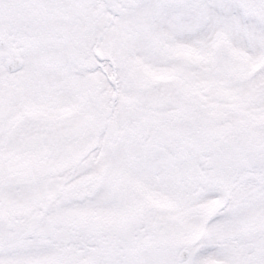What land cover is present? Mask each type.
Segmentation results:
<instances>
[{"label":"snow or ice","instance_id":"obj_1","mask_svg":"<svg viewBox=\"0 0 264 264\" xmlns=\"http://www.w3.org/2000/svg\"><path fill=\"white\" fill-rule=\"evenodd\" d=\"M0 264H264V0H0Z\"/></svg>","mask_w":264,"mask_h":264}]
</instances>
